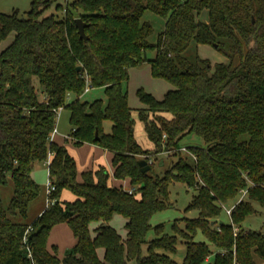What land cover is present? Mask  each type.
Returning <instances> with one entry per match:
<instances>
[{
	"label": "trees",
	"instance_id": "1",
	"mask_svg": "<svg viewBox=\"0 0 264 264\" xmlns=\"http://www.w3.org/2000/svg\"><path fill=\"white\" fill-rule=\"evenodd\" d=\"M53 6L57 13L47 14ZM147 11L165 20L155 41L154 25L143 19ZM76 18L86 23L88 40L80 36ZM13 33L0 51V186L11 179L14 187L8 206L0 194V264H234L235 258L258 264L256 256L264 259V233L242 228L257 212L253 202L264 206V0H32L26 17L0 11V44ZM192 44L213 45L228 61L213 65L199 55L191 58L186 52ZM147 62L154 77L174 85L162 99L138 89L146 108L137 110L152 149L136 138L127 92L130 69ZM87 78L92 88H104L106 102L82 99ZM60 107L70 111L75 143L109 150L114 177L128 179L134 193L110 183L105 168L86 171L79 180L75 158L52 139ZM191 134L204 141L189 147L196 159L180 151ZM163 152L178 157L163 171L154 164L142 171L141 159ZM50 155L55 186L50 197L56 201L28 223L23 219L41 193L32 171ZM175 182L196 190L187 210L197 209L199 216L180 219L185 227L176 223L168 234L151 220L170 206ZM64 189L75 199L61 200ZM242 190L245 199L231 206L230 221H222L225 205ZM116 214L126 219L125 238L111 224ZM59 223H67L77 239L62 258L57 246L48 247ZM31 226L33 258L23 245ZM198 229L209 243L195 240ZM152 230L157 236L149 239ZM180 242L186 244L181 263L172 257Z\"/></svg>",
	"mask_w": 264,
	"mask_h": 264
},
{
	"label": "rangeland",
	"instance_id": "2",
	"mask_svg": "<svg viewBox=\"0 0 264 264\" xmlns=\"http://www.w3.org/2000/svg\"><path fill=\"white\" fill-rule=\"evenodd\" d=\"M32 0H0V11L5 13H12L14 11H19L20 16L26 17L27 12L31 8ZM67 0H57V3L66 4ZM49 13H57L55 6L49 9L47 12ZM61 13V12H60ZM59 13V15H60ZM144 20L151 21V23L155 27V33L151 37L152 41L157 39L158 34L165 27V20L160 16H157L152 11H147L143 17ZM202 19H207V13L202 15ZM14 34H11L8 39L3 41L0 44V51L4 49L13 39ZM186 54L194 58L196 55H199L201 58L208 59L213 65L220 62H227V57L215 46L210 44H192ZM155 55L154 52H149L148 56L153 57ZM144 88L147 92L153 93L158 99H162L164 94L174 88V85L164 79L159 77H154L152 74L151 64L143 63L141 65L132 67L129 73V82L127 83V92H128V102L129 105L134 108L133 116L136 120V138L139 144L142 147L149 148L153 145L152 141L149 139L143 121L139 117V113L137 108H141L145 106V104L141 101L138 95V89ZM83 100L86 101H94L96 99H103L106 102V94L105 90L102 87L92 88L90 91L84 94ZM153 116V115H151ZM70 111L68 109H62L60 111V116L58 117L57 127L58 132L53 133L52 139L57 141H61L60 143H65L64 145L71 151L78 162V178L82 180V174L89 170H95L97 167L105 168V170L109 173V178H114V171L112 165V156L110 153L106 151L105 148L92 144V143H84L81 145H77L76 143L69 141L66 142L64 138V134L70 131ZM106 131L110 132L112 122L107 120L104 123ZM181 147H190L194 146H204V141L197 137L194 134L187 135L181 142ZM177 155L170 152H163L157 156H154V165L155 169L160 172L164 170L165 165H169L171 161L177 159ZM166 164H165V163ZM36 179L38 184L41 186L40 195L31 202L28 210V216L26 219L28 223H32L41 210L47 205V201L49 198L48 191V177H49V169L47 162H39L37 163L34 170ZM128 184L125 185L124 189H128ZM0 194L2 196L3 202L5 206L9 205L10 199L14 194L13 182L9 179L7 185L0 186ZM196 194V190L192 187H189L187 184L183 182H175L170 185V206L166 209L160 210L154 214L152 217L151 223L153 226L162 224L164 226V230L168 234L174 233V225L177 223L181 228L185 227V222L180 220L184 217L187 218H195L199 216V211L197 209L187 210V206L191 202L193 196ZM243 194V193H242ZM242 194L237 197L234 201L229 202L225 205V209L222 212L220 219L222 221L228 222L230 221L229 216L226 212V208H230L232 205L236 203L238 199H241ZM241 197V198H240ZM62 200H74L75 195L69 189H64L61 194ZM242 199H245L243 197ZM254 207L257 212L249 215L246 220L242 223V228L246 231H259L264 233V206L260 205L258 202H253ZM112 225L117 229V231L122 235L126 236V228H125V218L116 214L112 219ZM156 232L152 230L149 233L148 238H155ZM75 236L66 223L61 224L54 228L52 235H50L49 242L50 248L53 251V246L58 247V254L62 258L64 257L69 250H71L76 240ZM196 241H205L209 243L207 237L202 233L201 229H198L197 234L195 236ZM73 246V247H72ZM213 251H217L214 246H211ZM67 251V253H66ZM186 255V244L180 242L178 245V251L176 254H173L172 257L179 263L183 262ZM258 264H264V259L256 256ZM129 264H136V261H130Z\"/></svg>",
	"mask_w": 264,
	"mask_h": 264
},
{
	"label": "built area",
	"instance_id": "3",
	"mask_svg": "<svg viewBox=\"0 0 264 264\" xmlns=\"http://www.w3.org/2000/svg\"><path fill=\"white\" fill-rule=\"evenodd\" d=\"M91 89H92L91 83H90V81H89V78H87V85H86V88H85V93H87V92L90 91ZM62 109H63V108L60 107V108L57 110V121H58V117L60 116V111H61ZM55 132H57V128L55 129ZM55 132H54V133H55ZM180 151L183 152V153L190 154V155L192 156L193 159H196V156H195L193 153H191V151L189 150V147H181V148H180ZM147 161H148V163H149L150 165H153L154 162H155L153 157H148V160H147ZM50 162H51V160H50V156H49V159H48V161H47V164L49 165ZM54 189H55V186L53 185L52 181L49 179V180H48V191H49V193H48L49 195H48V196H49V198H48V201H47V207L50 206L51 204L55 203V201H56L54 198H51V197H50V194L52 193V191H53ZM127 191H128L129 193H134V192H135V188L130 187V188L127 189ZM242 193H243V194H242V198H243V197L246 196V194H247V190H242ZM242 198H241V199H242ZM232 208H233V207H231V208H226V212H227L228 215H231ZM31 230H33V227H32V226L29 227V228L27 229V231H26V233H25V235H24V237H23V245H24L25 248H26L27 255H28L29 258H33L32 249H31V247H30V245H29V233H30ZM33 264H38V263L33 262ZM234 264H241V263H239V262L236 260V258H235Z\"/></svg>",
	"mask_w": 264,
	"mask_h": 264
},
{
	"label": "crops",
	"instance_id": "4",
	"mask_svg": "<svg viewBox=\"0 0 264 264\" xmlns=\"http://www.w3.org/2000/svg\"><path fill=\"white\" fill-rule=\"evenodd\" d=\"M153 94V93H152ZM141 108H146V105L145 106H143V107H141ZM134 109V108H133ZM138 109V108H137ZM70 120V119H69ZM112 127V126H111ZM71 130H72V127H71V124H70V131L68 132V133H66V134H64V138H65V141L66 142H69V141H72V142H74L75 143V140L70 136V133H71ZM135 130H136V126H135ZM105 131H106V129H105ZM111 131V130H110ZM57 132H58V127H57ZM107 132V131H106ZM109 132V131H108ZM136 134V133H135ZM55 142H57L58 144H62V145H64L65 143H60L61 141H57V138L55 137V140H54ZM84 144V143H83ZM154 147V145H152L151 147H149V148H146V149H152ZM145 148V147H144ZM68 149V148H67ZM68 151H69V153L74 157V155L71 153V151L68 149ZM106 151L108 152V153H110L111 154V156L113 157V154L109 151V150H107L106 149ZM52 156L53 155H50V160L52 159ZM75 158V157H74ZM75 160H76V158H75ZM76 162H77V160H76ZM44 163H46V162H44ZM36 165H37V163L34 165V168H33V171H32V176H33V178L35 179V181L37 182V179H36V176H35V173H34V170H35V167H36ZM77 165H78V162H77ZM101 167H97L95 170H97V169H100ZM113 171H114V169H113ZM49 178V177H48ZM49 180V179H48ZM109 182L110 183H112V184H122L124 187H125V185L126 184H128V187L130 188V187H132L131 185H130V181L127 179V180H118V179H116L115 177L114 178H112V179H110L109 178ZM38 183V182H37ZM62 200V199H61ZM68 201V200H67ZM46 207H47V205H46ZM46 207L44 208V210L46 209ZM44 210H41L40 211V213L37 215V217L39 216V215H41L42 214V212L44 211ZM36 217V218H37ZM125 222H126V219H125ZM61 224H64V223H59V224H57V225H55L53 228H52V230H51V233H50V235H52V233H53V231H54V228H56L57 226H60ZM66 224V223H65ZM111 224H112V222H111ZM70 227V226H69ZM92 229H93V227H92ZM72 230V229H71ZM73 232V231H72ZM126 234H127V231H126ZM124 237V236H123ZM126 237V236H125ZM124 237V238H125ZM49 238H50V236H49ZM74 240H76V242H77V239H76V237H75V239ZM50 242H49V240H48V247H49V249L51 250V248H50ZM76 244V243H75ZM73 247V246H72ZM66 253H67V251H66ZM99 255H100V257L101 258H103V256H104V249H100L99 250Z\"/></svg>",
	"mask_w": 264,
	"mask_h": 264
},
{
	"label": "water",
	"instance_id": "5",
	"mask_svg": "<svg viewBox=\"0 0 264 264\" xmlns=\"http://www.w3.org/2000/svg\"><path fill=\"white\" fill-rule=\"evenodd\" d=\"M76 25L78 27V31H79L80 36L82 38H84L85 40H88V36L85 33L86 23L83 21V19L82 18H76ZM81 69H82V66H78V70H81ZM139 165H140L142 171H144V172L149 171L151 168V165L148 163V161L146 159H141L139 161Z\"/></svg>",
	"mask_w": 264,
	"mask_h": 264
}]
</instances>
